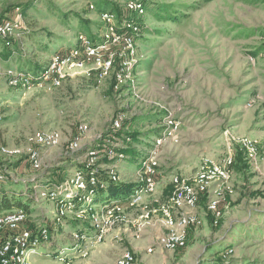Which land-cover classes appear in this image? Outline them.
Instances as JSON below:
<instances>
[{
  "label": "rangeland",
  "instance_id": "rangeland-1",
  "mask_svg": "<svg viewBox=\"0 0 264 264\" xmlns=\"http://www.w3.org/2000/svg\"><path fill=\"white\" fill-rule=\"evenodd\" d=\"M130 1L0 0V20L13 16L17 9L24 19L12 47L17 55L5 57L0 42V162L15 179L9 177L8 183L20 192L27 194L32 181L33 187L47 186L50 179L61 183L83 165L87 151L94 147L113 148V154L102 152L100 162H111L121 181L138 182L143 161L159 134L171 119L178 125L158 148L153 166L156 191L144 194L139 205L126 208L127 222L114 227L105 241L93 245L84 256L59 260L51 255L56 249L50 248L49 255H32V261L116 264L117 256L129 248L136 252L134 264H217L220 253L232 247L228 264H264V170L235 171L234 192L226 194L220 226L206 223L194 230L181 251L145 252L148 242L137 221L145 207L152 209L167 201L172 175H194L205 156L225 157V130L264 141V0H142L145 14L131 9ZM91 3L97 8L92 9ZM106 6L113 8L118 26L126 18L142 24L136 35L133 79L117 85L115 67L105 76L88 61L72 70L58 88H25L19 86L20 80L10 83L13 75L19 76L16 69L45 63L52 53L73 47L81 33L99 40L105 25L98 11ZM256 95L258 100L248 107V100ZM121 111L128 118L110 136ZM82 123L88 128L79 136L80 148L72 151L69 142ZM40 129L60 130L62 142L42 150L40 169L25 164L20 170V162L34 146L29 138ZM132 135L137 139L132 140ZM2 146L17 147L22 153L5 157ZM130 146L138 152L132 164L127 154L119 158L116 151ZM55 208L50 201L36 199L30 213L51 227ZM156 219L153 216L151 224ZM62 242L60 247L72 246Z\"/></svg>",
  "mask_w": 264,
  "mask_h": 264
},
{
  "label": "built area",
  "instance_id": "built-area-1",
  "mask_svg": "<svg viewBox=\"0 0 264 264\" xmlns=\"http://www.w3.org/2000/svg\"><path fill=\"white\" fill-rule=\"evenodd\" d=\"M128 6L139 14L146 13V3L142 0H131ZM90 7L96 8L93 3ZM17 10L13 16L0 22V36L7 44L24 26L23 16ZM98 14L105 25L99 40L94 41L81 33L73 47L52 53L49 64L44 70L34 75L16 69L19 76L16 78L13 75L10 83L15 84L20 80L19 86L25 88L32 86L58 88L72 70L84 66L88 61H93L99 66L101 75L105 76L115 67L117 85L133 79L132 65L137 58L136 35L140 32L139 22L133 18H126L118 26L116 14L111 9L100 11ZM257 97L256 95L249 99L247 106L252 107L254 101L258 100ZM127 118L126 112H118L112 123L110 136H114L116 131L120 130ZM173 120H169L150 150L149 157L143 161V172L138 174L140 187L126 200H96L98 189L106 187L105 182L98 177L100 171L105 170L114 181L121 180L118 169L112 167L111 162H100L102 152L106 153L108 150L109 155L113 154L115 153L113 148L89 149L83 165L76 168L61 183L32 186L37 199L55 204L54 227H65L68 220L77 222L76 227L70 232L72 246L56 249L51 253L54 258L65 261L74 255H86L93 245L105 241L114 227L127 222L126 208L139 205L144 194L156 191L158 181L153 166L157 163L158 148L166 136L174 135L178 126ZM87 128L86 124L79 125L76 137L69 142L72 151L80 148L79 136L83 135ZM224 135L227 154L222 160L205 156L194 175H172L171 192L167 201L160 202L152 209L145 207L139 214L137 221L141 231L144 232L151 225L153 216H156L163 226V232L150 241L145 252L181 251L188 246L193 230L203 227L206 223L214 228L220 226L226 212V194L234 192L233 165L237 148L243 152L245 160L252 169L260 168V163L264 160V141L247 134L236 135L229 129L225 130ZM62 139L63 135L57 129H40L34 132L29 138L34 146L28 149L26 155L32 167L36 170L42 167V148L57 146L61 144ZM122 149L116 150L119 158L126 157ZM1 153L5 157H13L20 155L22 151L17 147L2 146ZM8 172L7 165L0 162V183L7 178ZM50 228L44 224L32 227L29 213L24 207L0 212V264H36L31 256L41 255V246L51 239ZM135 253L129 248L124 249L117 256L116 264H134ZM233 253L232 247L224 249L217 259V264H228L226 260Z\"/></svg>",
  "mask_w": 264,
  "mask_h": 264
},
{
  "label": "trees",
  "instance_id": "trees-1",
  "mask_svg": "<svg viewBox=\"0 0 264 264\" xmlns=\"http://www.w3.org/2000/svg\"><path fill=\"white\" fill-rule=\"evenodd\" d=\"M203 1L209 2L211 0H203ZM106 9H110L109 6H106ZM111 9H113V8H111ZM103 10L104 9H102L100 7L98 12L103 11ZM162 10L166 11V9H162ZM167 18L171 19L172 17H167ZM1 21L2 20H0V22ZM139 24H140V26H142L141 23H139ZM0 42L3 44V47H4L3 48L4 49L3 55L5 57H11L12 55L16 54L15 50L12 49L14 42H15L14 38L10 39L9 44H7L6 41L4 40V38L2 36H0ZM48 64H49V59L47 61H45V63H43V64H41V63L34 64L30 69H25L24 67H22V68L19 67V70L23 71V72H31L35 75V74L41 72L42 70H44V68H46L48 66ZM129 136L131 137V135H129ZM136 139H137V137L133 136L132 140H136ZM128 144L131 145V143H127V145ZM121 151L125 152L129 156L130 159H128V162L131 164H132L133 160L135 159V157H137V153H138L135 149L132 148V146L123 148ZM103 162L109 163V161H107V159H105ZM78 168H80V167H78ZM233 168L236 172H238V171L241 172L242 170H246V169L250 168L249 164L245 160L243 152L239 148H237ZM98 177L102 181L105 182L106 187L104 189L99 188L98 191L96 192V200L97 201L110 200L111 198L126 200V199L130 198V195L132 193H134V191L137 190L141 185L139 182H135V181H130V182H125V181H121V180L114 181L107 175L105 170L100 171L98 173ZM27 201H29V200H27ZM28 204H29L28 202L23 201V199L21 198V195H19V197H18L13 193L11 195H9L8 192L0 191V212L10 210V209H13L16 207L27 208ZM73 222L75 224H77L76 221H73Z\"/></svg>",
  "mask_w": 264,
  "mask_h": 264
},
{
  "label": "crops",
  "instance_id": "crops-1",
  "mask_svg": "<svg viewBox=\"0 0 264 264\" xmlns=\"http://www.w3.org/2000/svg\"><path fill=\"white\" fill-rule=\"evenodd\" d=\"M44 148H42L43 150ZM44 157V153L42 152V159ZM25 164L29 165L30 166V169L32 170H36L32 167V165L30 164V162L27 160L26 157H24L23 161L20 162V170H22V168L25 166ZM260 168L258 169V171H261V170H264V160L261 161L260 163ZM76 169V168H75ZM251 170H254L250 167ZM257 171V170H255ZM13 172V171H12ZM10 173V170L8 172V175H7V178L2 181L0 183V191H5V192H8L9 195H11L12 193L15 194L16 196H19L21 195V198L23 199V201L25 202H28V207L26 208L28 213H29V219H30V224L32 227H36L38 226V224H44V223H41L39 220L35 219L33 217V215L30 213L31 211V207L34 206V203H35V200L37 199L33 193H32V186H34V181H32L33 179L32 178H29V181H32L31 183H28L29 184V190L27 192V194H24V192H20V190L17 188V186H13L11 183H8L11 179L14 181L15 179H13V176L9 175ZM9 177H12L10 180H9ZM23 178V177H21ZM24 179V178H23ZM28 181V182H29ZM52 181V182H51ZM15 182V181H14ZM38 182V181H37ZM36 183V182H35ZM50 183H53V180L50 179ZM50 183H47V184H50ZM28 186V185H27ZM28 188V187H27ZM30 197H32V199H30ZM36 198V199H35ZM29 200V201H27ZM38 200V199H37ZM53 207V206H52ZM17 208V207H16ZM45 218V217H44ZM45 225V224H44ZM77 224H75L73 222V220H68V222L66 223L65 227H59V228H56L53 226H51L50 230H51V239L49 242H46L44 243L41 248H44L45 250L41 251V248H40V253L41 255H37L39 258H42L44 256V254L46 253V251H49L50 248L51 249H58L60 248V244L63 243L62 241H66V242H71L72 243V238L70 237V232L72 230V228H75ZM205 226V225H204ZM197 230V229H196ZM163 232V226L161 225V223L159 222V220H155L153 221V223L151 225H149V227H147L144 231V236L146 237V240L148 242V244L146 245V247L149 245L150 241L155 239L159 234H161ZM194 232V230L192 231ZM192 232H191V235H192ZM226 238V236L224 235L223 238ZM191 238V236H190ZM222 238V239H223ZM190 240V239H189ZM145 247V248H146ZM51 251V250H50ZM36 263V262H35ZM36 264H41L38 260H37V263Z\"/></svg>",
  "mask_w": 264,
  "mask_h": 264
}]
</instances>
